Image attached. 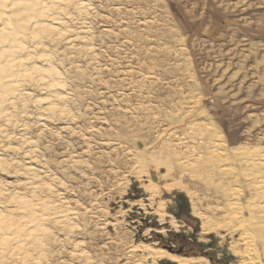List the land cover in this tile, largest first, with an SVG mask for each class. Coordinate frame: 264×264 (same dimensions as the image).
Instances as JSON below:
<instances>
[{
    "label": "rangeland",
    "instance_id": "rangeland-1",
    "mask_svg": "<svg viewBox=\"0 0 264 264\" xmlns=\"http://www.w3.org/2000/svg\"><path fill=\"white\" fill-rule=\"evenodd\" d=\"M71 1L60 35L36 53L48 55L60 90L23 81L24 96L2 109L0 207L30 200L33 175L47 210L77 215L49 224L38 245L22 238L12 264H140L145 254H128L139 243L233 264L230 193L253 196L251 167L233 148L264 152V0Z\"/></svg>",
    "mask_w": 264,
    "mask_h": 264
},
{
    "label": "bare ground",
    "instance_id": "bare-ground-1",
    "mask_svg": "<svg viewBox=\"0 0 264 264\" xmlns=\"http://www.w3.org/2000/svg\"><path fill=\"white\" fill-rule=\"evenodd\" d=\"M70 2L72 1L0 0V119L7 120L9 117V114L2 116V109L5 105H13V103L15 105L16 100L24 96L23 85H21L23 81H32L33 83L47 85L53 90H60L58 75L54 69L49 67L48 55L44 53L36 55V53L41 47L42 40H47L48 38L53 40L60 35L58 27H62V19L65 15L62 8L70 5ZM77 8L80 7L77 6ZM62 35L64 37L66 34L64 35L63 33ZM65 40H67L68 45H74L73 38L70 39L67 36ZM34 56L41 58L39 63L43 64V67L34 66ZM43 104L46 106L50 105L49 103ZM49 109H52V107L50 106ZM218 136H216L217 143L215 144L217 147H222V139H220L222 135ZM177 145L182 146L181 143ZM213 148L215 150V146ZM217 151L218 149L214 153ZM233 151L240 156L243 155L241 157L244 163L251 167L248 170L250 172L247 173V171L245 177L253 196L243 202V192L237 188L238 186L230 193L232 199L229 206L237 224L234 233L239 232V234L237 235V240L228 245V251L232 254V256L229 254V257L230 260H234L233 264H264V152L259 151L258 154L256 151L257 154L250 156V151L252 150L249 151L237 147L233 148ZM216 154L221 155L220 152ZM184 160L189 161L190 159L185 156L184 159L179 160V164H182L180 166L183 169L186 168L184 166L186 161ZM186 165L188 164L186 163ZM160 168L162 166H156L154 170L156 169L158 172ZM224 170L222 171L224 172ZM31 176L32 178L25 183L31 199L26 200V202L19 200L13 202L11 208L1 210L2 207H0V261H5L7 264H12L16 260L15 254H18L15 251L16 249L19 252L25 251L24 244L21 241L22 238H26L30 245H38L37 239L47 235L49 224L56 225L59 228L61 227L60 224L71 222L77 215V213L71 211L62 214L60 209L57 211L56 208L47 210L43 206L46 201H43V196L41 197V193L39 194L43 185L42 178ZM142 185L144 191L148 193L147 199H149V203L154 204L153 200L158 196L159 188L150 181ZM175 186L164 184L163 188L169 191ZM176 188L180 189L179 186ZM138 202L141 205V202ZM191 203L193 204L192 200ZM191 207L193 206L191 205ZM191 213L193 215L196 214L194 207L191 209ZM245 213L248 215L247 219L243 218ZM153 214L158 221L162 222L166 216L163 205L158 204L153 207ZM170 222L175 225L173 218ZM70 228L72 229V227ZM200 228L204 230L202 232L208 233L204 229L203 223L200 224ZM162 231L160 232L162 233ZM71 233L73 232L71 231ZM159 246L156 243H139L137 246H131L128 254L133 255L139 250L145 254L144 260L140 264H147V262L159 264L161 261H163V264H211L210 260L205 256L186 257L173 254Z\"/></svg>",
    "mask_w": 264,
    "mask_h": 264
},
{
    "label": "trees",
    "instance_id": "trees-1",
    "mask_svg": "<svg viewBox=\"0 0 264 264\" xmlns=\"http://www.w3.org/2000/svg\"><path fill=\"white\" fill-rule=\"evenodd\" d=\"M178 210L184 212L186 215L189 212L188 201L183 195L177 196Z\"/></svg>",
    "mask_w": 264,
    "mask_h": 264
}]
</instances>
